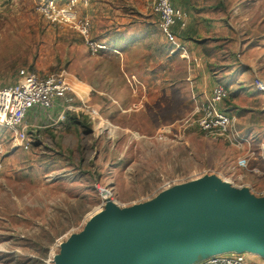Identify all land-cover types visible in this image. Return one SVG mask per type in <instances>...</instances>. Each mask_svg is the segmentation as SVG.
I'll return each instance as SVG.
<instances>
[{
    "label": "rangeland",
    "instance_id": "obj_1",
    "mask_svg": "<svg viewBox=\"0 0 264 264\" xmlns=\"http://www.w3.org/2000/svg\"><path fill=\"white\" fill-rule=\"evenodd\" d=\"M46 1L0 0V89L17 83L23 70L39 76L65 71L71 88L67 115L80 123L67 121L58 133L32 129L28 152L14 150L13 135L0 128L6 154L0 176V264H55L63 246L108 201L128 209L211 177L264 192L263 93L253 100L243 92L235 103L228 95L222 105L224 110L257 108L239 121L228 113L249 140L245 148L196 128L181 132L217 86L200 85L196 51L188 49L192 62L173 51L153 12L154 0H92L80 10L92 23V40L107 47L97 54L78 31L45 17ZM192 1L209 9L203 13L213 25L199 26L205 38L214 27L226 30L212 32L219 42L205 44L206 52H214L217 73L227 71L226 82L236 90L247 84L256 89V78L264 82V0ZM217 7L221 10H213ZM210 64L201 59L206 71ZM46 112L36 109L32 115L41 118Z\"/></svg>",
    "mask_w": 264,
    "mask_h": 264
},
{
    "label": "water",
    "instance_id": "obj_2",
    "mask_svg": "<svg viewBox=\"0 0 264 264\" xmlns=\"http://www.w3.org/2000/svg\"><path fill=\"white\" fill-rule=\"evenodd\" d=\"M229 252L264 259V197L211 177L130 209L107 202L55 264H192Z\"/></svg>",
    "mask_w": 264,
    "mask_h": 264
},
{
    "label": "built area",
    "instance_id": "obj_3",
    "mask_svg": "<svg viewBox=\"0 0 264 264\" xmlns=\"http://www.w3.org/2000/svg\"><path fill=\"white\" fill-rule=\"evenodd\" d=\"M175 1L154 0L153 12L159 17L161 33L172 46L173 51L180 52L183 59L192 62L188 48L175 32L177 29L183 30L187 27L188 16L183 10L175 7ZM62 2L65 5H62ZM91 3L92 0H49L41 6V12L53 24L78 31L85 39L88 49L93 54H97L106 51L107 47L92 40V23L80 13V10L88 9ZM193 62L197 67L201 66L200 59L194 58ZM17 78V83L14 85L0 89V128L13 135L14 150L28 152L34 143L27 123L30 112L36 109L53 110L58 102L67 98L71 88L65 71L39 76L28 74L23 70ZM255 87L258 92L264 94V82L260 78H256ZM228 95L229 91L222 85L217 86L209 95H205L193 117L182 124L181 132L182 129L187 131L196 128L209 137L224 140L231 147L245 148L249 140L242 136L236 118L222 109ZM46 128L53 129L55 133L64 131L65 114H61ZM5 155V149L0 143V176L6 170ZM254 195L263 198L264 192ZM257 258L258 256L251 258L247 252H229L200 257L192 264H264V259Z\"/></svg>",
    "mask_w": 264,
    "mask_h": 264
},
{
    "label": "crops",
    "instance_id": "obj_4",
    "mask_svg": "<svg viewBox=\"0 0 264 264\" xmlns=\"http://www.w3.org/2000/svg\"><path fill=\"white\" fill-rule=\"evenodd\" d=\"M192 1V0H191ZM192 5L194 8H190L189 6H184L183 3H182V0H176L175 1V7L178 8V9H181L183 10L186 14H188V24H187V32L190 36L193 37L192 40L190 41H185V45H187L188 49L192 52L196 51L197 53H192L193 55H196V57H198L199 59L201 58L203 62L205 63H211L210 65V69H204V65L200 68H198L197 70H199L203 76V78L201 79V81L199 82L200 85H202L203 87V84L202 82L205 84V88L206 86L208 88H210L211 90L213 88H215L216 86L218 85H227L226 87L228 88L229 90V99L232 103H235L234 100H237L240 96L241 93L245 92V94L249 97V98H252L253 100L257 99V96L256 95H261L262 96V93L258 92L257 89H253L252 85L251 84H247L244 86V88H240V90H236V85L232 86L229 82H226V77H228V74H225L227 73L226 72H223V69L220 70L218 73L217 71L215 70V66H217L216 62H215V58L213 56L214 55V52H212V50L208 52H206L204 49L205 48V44L208 43L209 41L211 42H219L217 39L219 37H214V36H210L211 34H214L215 32L217 33H222L223 31H226V30H222L220 31L219 28L216 29V27L212 28L211 30V34L208 33V37L206 36V38L202 35L201 33V30L199 28L200 24H205L206 21L211 24V18H209L208 15H204L203 12L205 11H209V9H206V6H202L201 5H198L196 3H194L192 1ZM186 9H189V12L187 13ZM213 10H221L220 7H217V8H214ZM218 14H220V11H218ZM213 25V23L211 24ZM214 32V33H212ZM228 33H226L227 35ZM211 37V38H210ZM221 39V38H220ZM205 41L203 43H199V41ZM210 47V45H209ZM202 50H201V49ZM213 49H216V48H213ZM216 52V51H215ZM200 59V60H201ZM219 63H222V62H219ZM204 64V63H203ZM208 72V73H207ZM226 75L225 78L222 76V75ZM200 76V77H201ZM240 82H242V79L240 80ZM239 82V83H240ZM242 85V84H241ZM249 87V88H248ZM203 89V88H202ZM244 89V90H242ZM241 91V92H240ZM264 96V94H263ZM237 97V98H236ZM68 101V100H67ZM66 100H62L60 102H58L56 104V106L53 108V110L51 111H47L46 113L42 114L41 115V118L39 116H33V111L30 112L29 114V117L27 119V123L28 125L30 126V129H29V133L32 129H37V131H40V130H43V129H46L45 126H47L46 124H48L50 121H55L61 114H65V119H66V122H67V111L71 108L69 107L67 104H65V102H67ZM252 105H249L247 106V108H240L238 106H231L230 108H226V110H228V112L230 114H232L233 116H236L238 121L240 119H243L244 117H246L248 114H250L251 116L255 113V110L257 109L256 107H251ZM34 119V120H33ZM78 120V118H77ZM79 121V120H78ZM251 125H253L252 123H250ZM67 125V124H66ZM255 126V125H254ZM240 129V126L238 127ZM252 130L256 128L255 127H251ZM242 132V130H240ZM38 137V136H37ZM39 138V137H38Z\"/></svg>",
    "mask_w": 264,
    "mask_h": 264
},
{
    "label": "trees",
    "instance_id": "obj_5",
    "mask_svg": "<svg viewBox=\"0 0 264 264\" xmlns=\"http://www.w3.org/2000/svg\"><path fill=\"white\" fill-rule=\"evenodd\" d=\"M182 3H183V5L184 6H189L190 8H194L193 7V3H192V1L191 0H182ZM186 11H187V13L189 12V9H186ZM209 22V21H208ZM207 21H206V23L207 24H209ZM187 28H185V29H183V30H180V29H177L176 31H177V35H178V37L183 41V42H185V41H190V40H192L193 39V37L192 36H190L189 34H188V32H187V30H186ZM225 88H226V86H225ZM227 89V88H226ZM228 90V89H227ZM227 114L229 113L228 112V110H224ZM230 114V113H229ZM67 123H68V125H73V123H75V125H77V124H79L80 122L77 120V118L74 116V115H67ZM73 127V126H72ZM34 144V143H33Z\"/></svg>",
    "mask_w": 264,
    "mask_h": 264
},
{
    "label": "bare ground",
    "instance_id": "obj_6",
    "mask_svg": "<svg viewBox=\"0 0 264 264\" xmlns=\"http://www.w3.org/2000/svg\"><path fill=\"white\" fill-rule=\"evenodd\" d=\"M204 180V179H203ZM203 180H200V181H198V182H201V181H203ZM223 183H225V185H230L229 184V182L228 181H225V182H223ZM235 188V187H234ZM108 202H111V201H108ZM113 204H114V206H116L117 208H119L117 205H116V203H114V202H112ZM135 207V206H134ZM133 208V207H132ZM120 209V208H119ZM122 209V208H121ZM128 209H130V208H128ZM105 211H106V207L103 209V208H97V209H95V211L90 215V218H89V220H88V222L86 223V227L88 226V225H90L91 223H93L97 218H99L100 216H102L104 213H105ZM86 227H85V229H86ZM84 232H85V230L80 234V235H83L84 234ZM255 254V253H254ZM56 260H57V258H56Z\"/></svg>",
    "mask_w": 264,
    "mask_h": 264
}]
</instances>
